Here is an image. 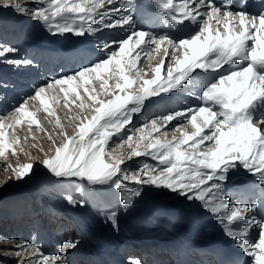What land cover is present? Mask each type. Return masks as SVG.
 Masks as SVG:
<instances>
[{
    "label": "snow or ice",
    "instance_id": "1",
    "mask_svg": "<svg viewBox=\"0 0 264 264\" xmlns=\"http://www.w3.org/2000/svg\"><path fill=\"white\" fill-rule=\"evenodd\" d=\"M149 6L159 16L162 31L151 16L139 22L140 5L131 0H25L24 4L0 0V8L42 24L52 36L82 37L112 29L124 33L102 41L96 60L49 79L11 112L0 115V158L17 157L18 146L20 153L25 151L14 130L26 124L29 132L41 133L53 148L39 163L58 181L75 184L78 198L64 193L69 204L84 207L86 190L97 186L120 192L124 208L147 188L167 190L200 201L250 258L249 264H264V215L258 211L264 200L261 204L246 198L232 202L224 191L230 173L240 168L258 176L264 185V10L249 12L237 0H150ZM186 22L192 31L174 35ZM18 52L14 46L0 44V58L7 64L33 65L31 58H15ZM152 53L162 58L152 78L146 79L138 65ZM165 65L166 76L162 75ZM201 79L204 83L195 93L198 104L154 115L128 128L134 115L144 111L146 101L184 90ZM95 81H101L99 90ZM60 94L63 107L71 112L74 105L77 111L68 116L69 124H74L71 134L56 118L57 135L62 138L58 143L41 127L39 109L30 110L29 102L38 101L48 117H55L53 105L61 104ZM173 121L177 123L168 129ZM169 130L179 136L167 139ZM114 143L126 145L128 151L117 154L111 147ZM135 157H149L156 163L129 167L127 162ZM4 167L12 173L10 179L18 180L34 170L33 163H5ZM102 214L116 225V210ZM14 239L0 237V243ZM77 245L65 239L58 252L46 253L35 241L20 240L4 251L16 258V264H68L67 254ZM128 264L144 262L129 257Z\"/></svg>",
    "mask_w": 264,
    "mask_h": 264
},
{
    "label": "bare ground",
    "instance_id": "2",
    "mask_svg": "<svg viewBox=\"0 0 264 264\" xmlns=\"http://www.w3.org/2000/svg\"><path fill=\"white\" fill-rule=\"evenodd\" d=\"M22 1L21 4H24L25 0ZM216 2L220 3L221 0H216ZM131 3L140 5L137 12L139 22L143 23L145 16H151L156 21L157 30H163L159 27V16L154 12L153 6H149L150 0H131ZM9 13L11 16H4L0 13V44L6 42L8 44L12 41L13 45H20L24 50L25 55L21 54L34 61L31 66H20L14 68L15 70H12L11 65L1 61V64L4 65L0 66L1 78L6 79L7 83L8 80L14 81L19 92H31L35 89L34 85L75 72L79 67L86 66L101 55L97 46L102 41L124 35L119 29H112L102 33H89L82 37L73 34L52 36L42 24L17 14L12 9H9ZM190 31H192V27L186 22L174 35L182 36ZM153 55L154 53L145 58L147 69L151 67L153 70L162 58L161 55H158L156 61L151 63ZM34 65H40V68L34 71L35 68H32ZM166 69L165 65L162 69L164 76L167 74ZM152 70L144 78L151 79ZM43 72L50 76L40 79ZM203 83L204 81L201 79L184 90L174 91L171 95L162 94L161 97L151 98L150 101H146L148 106L145 105L144 111L134 115L133 123H143L146 119L148 120V116L164 114L165 111H171L177 106L198 104L199 101L195 93ZM24 95L26 94L24 93ZM151 101L160 102L159 105L152 106L149 105ZM174 122L176 121L171 123ZM155 134L157 135V133ZM175 134L173 133V135ZM34 136L37 140L40 139L39 135ZM115 139L114 137L113 140ZM128 166L134 167V165ZM48 183V191L43 188L32 189L30 194L35 193V196H39L41 204L46 202L45 212L50 215L45 226L39 227L38 237H41L45 243L50 235L46 232V226L52 232L55 223L65 218L62 230L66 231L64 234L58 235L62 241L65 239L77 241L78 237L76 236H81L77 247L69 250L71 252L70 259L73 260L71 263L128 264L129 257H138L141 260L143 258L144 262L147 257L146 253H148L151 256L150 264H219L217 257L211 255V252H216L218 257L223 259L224 255H219L217 251L208 247L217 243L221 246L231 245L235 248V254H229L232 264H249L250 258L237 248L215 217L203 208L200 201H188L178 195L168 198L172 192L156 191L152 188V192L149 193L148 189H145L142 197L135 199L131 206L124 208L119 200L120 192L115 188L97 186L94 191L86 190L87 204L80 207L69 204L64 198V193L67 192H72L77 198L79 197L73 191L69 181H58L50 174ZM109 191L112 198L109 202L104 201V206L101 203L103 207L98 206L100 202H97L99 200L97 198L95 201L97 204L92 203V197L95 195L98 197L107 196L106 193ZM224 191L232 202L246 198L249 203L261 204V201L264 200V185L260 183L259 177L242 168L230 173ZM108 209L117 211L115 226L102 214ZM11 211L8 209L5 213H11ZM258 211L264 215V204L259 207ZM15 224L21 225L17 222ZM197 224L200 226L197 227ZM72 227L75 231L79 230L80 234H76L74 230L71 231ZM196 228L199 232L194 234L193 231ZM25 229L16 232V239L27 240V230ZM253 235L256 234L253 233ZM2 236L4 233L0 235V237ZM57 239L59 238L57 237ZM2 244L0 243V248H2L1 246L5 248L6 246ZM1 253L4 251L0 250Z\"/></svg>",
    "mask_w": 264,
    "mask_h": 264
},
{
    "label": "rangeland",
    "instance_id": "3",
    "mask_svg": "<svg viewBox=\"0 0 264 264\" xmlns=\"http://www.w3.org/2000/svg\"><path fill=\"white\" fill-rule=\"evenodd\" d=\"M22 3L23 1H19ZM0 13H2L4 16L10 15L9 9H3L0 8ZM23 16V15H22ZM19 19V18H18ZM13 42L11 41L10 43L5 44L14 46L19 49V52L15 54V58H24L25 53L24 50L20 47V45H13ZM2 44V43H1ZM23 53V54H21ZM154 58L152 59L151 63H154L156 59L158 58V54L154 53ZM9 58H13L11 54H9ZM146 58V57H145ZM145 58L142 59V62L138 65L141 69L145 71L146 74H150V70H152L151 67H148L146 65V60ZM1 61L4 62L3 58H0V66H4L1 64ZM6 63V62H4ZM40 65H34L32 68H35V70H38ZM153 67V65H152ZM12 70H15L16 66L11 65ZM80 67L77 69L79 70ZM76 70V71H77ZM46 74V75H45ZM46 72H43V76L41 75V78L49 77ZM147 76V75H145ZM47 81H43L38 85H34L36 88L39 85L44 84ZM101 81H95L94 86L99 90V83ZM110 83H113L110 81ZM32 86V85H31ZM16 85H14V81L12 80H7L1 78L0 76V115L7 114L12 111V109L17 106L22 99L25 96H28L33 93V90L31 92H19L17 91ZM91 87V86H90ZM83 90L81 89V92ZM24 93L26 95H24ZM18 94V95H17ZM54 94V93H53ZM18 96V97H17ZM61 97V104L59 105H53V110L56 112L55 117H48L47 113L43 111L42 108L39 106L38 101H30L29 102V108L30 110L37 111V118L41 121V127L44 128L47 132L53 135V138L59 143L61 141V137L57 135V133L60 131L59 128L56 127L55 125V120L58 117L60 120L61 125H63L64 129L71 134L72 129L74 127V124H69L68 122V116L69 115H75L76 114V109L75 106H71V112H69V109H65L62 104V98L63 94H60ZM86 98V97H85ZM103 98V97H102ZM160 101H151L149 105L152 106H157L159 105ZM78 103V102H77ZM99 105H94V107H98ZM148 106V105H146ZM186 106L181 105V107L177 106L175 108H172L171 111L179 110L182 109ZM170 111V110H168ZM164 114H167L165 111ZM153 116H148V120H151ZM147 120V119H146ZM144 123V122H143ZM143 123H133V125L128 126V128H132L134 126H140ZM177 123H171L168 126V129H172L175 124ZM190 128V126H189ZM166 129H162L161 132H164ZM147 131V130H146ZM15 135L19 136L21 143L24 146L25 151L23 153L19 152V146L17 147L18 151V156L17 157H12L10 154L8 155V160L4 161L3 158H0V235L4 233V236L2 237H15L14 240H9L7 243H3L0 248L1 251H4L8 248H10L14 242L17 240H20V238L16 239V232L17 231H23L26 227V238L27 241H35L38 243L43 250L48 253V252H58L59 251V244L62 242V239L58 236L60 233L61 235L65 233L66 230H62L63 228V222L66 220L61 219L55 223V226L53 227V231L48 230L46 226V232L50 233L48 236L49 238L47 241L44 243L43 239L41 237H38V229L40 226H45V223H47L50 219V215L45 212V207H46V202L40 203L39 196H35V193L33 195L31 194L32 189H39L43 188L45 191L49 190L48 186V180L50 178V173L48 170H46L40 163L39 160L43 158V155L45 153L51 154L53 151V148L50 146V143L47 142V138L43 136L41 133L35 132L33 129V133L29 132V129L26 124L17 126V128L14 130ZM173 133H176L173 135ZM34 135H39L40 139H36L33 141L31 139L32 136ZM154 135V133H153ZM156 135V134H155ZM154 135V136H155ZM158 135V134H157ZM173 136H179V132L176 131H168L167 139H172L171 137ZM25 137H29L27 141H25ZM161 138H164L163 136ZM116 140V139H115ZM114 140V141H115ZM36 144V147H31L32 144ZM111 147H114L116 149V153L119 154L120 152H125L127 151V146L125 145H118V144H111ZM43 148V152L40 151V149ZM143 162L147 163H156L155 161H152L149 157H135L132 160L128 161V165H134L133 168L138 167L140 164ZM5 163H11L12 165H16L17 163L19 164H24V163H33L34 164V170L32 174L28 177H26L23 180H18L15 178H11L12 173L10 171H5ZM136 163V164H135ZM7 180V183L5 181ZM73 191L75 192V184L71 183ZM149 193L152 192V188H147ZM154 190V189H153ZM156 191H159L158 189H155ZM167 191V190H164ZM170 192V191H167ZM76 193V192H75ZM79 195V193H77ZM111 192H107V196H101L98 197V195H95L94 197L91 198L92 203L94 205L97 204V202H100L98 206H104V201H110L112 198V195H110ZM176 194L171 193L168 198H173ZM87 196V193L85 192L84 198ZM101 197V200H100ZM99 199L97 201V199ZM183 198V197H182ZM184 199V198H183ZM90 202V198L88 199ZM97 201V202H95ZM102 201V202H101ZM177 201V200H176ZM102 203V205H101ZM102 206V207H103ZM12 210L11 213H5L6 210ZM13 213V214H12ZM16 218V220H15ZM15 222L20 223L21 225H16ZM75 229L72 227L71 231ZM54 232V233H53ZM76 234H80V231L76 229ZM25 233V231H24ZM54 234V235H53ZM56 234V235H55ZM51 236V238H50ZM254 236V235H253ZM56 237V238H55ZM57 237L59 239H57ZM78 237L77 242L80 241L81 236L77 235ZM252 238V237H251ZM83 250V248H82ZM71 252L69 251L67 254V260L68 263L73 262L72 258L70 259ZM9 260V261H8ZM150 262L148 261V264ZM0 264H16V258H14L12 255L7 254L6 251L4 253L0 254ZM152 264V263H151Z\"/></svg>",
    "mask_w": 264,
    "mask_h": 264
}]
</instances>
